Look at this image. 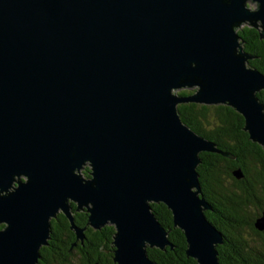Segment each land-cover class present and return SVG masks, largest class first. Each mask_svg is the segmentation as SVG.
I'll return each mask as SVG.
<instances>
[{"label": "water", "instance_id": "95a60500", "mask_svg": "<svg viewBox=\"0 0 264 264\" xmlns=\"http://www.w3.org/2000/svg\"><path fill=\"white\" fill-rule=\"evenodd\" d=\"M0 0V264H36L62 212L76 238L113 224L116 264H156L171 211L197 264H220L196 166L222 151L177 104H227L264 149V72L237 27L264 37V0ZM194 87L187 94L175 89ZM232 174L242 177L240 168ZM264 230V211L254 220Z\"/></svg>", "mask_w": 264, "mask_h": 264}, {"label": "trees", "instance_id": "16d2710c", "mask_svg": "<svg viewBox=\"0 0 264 264\" xmlns=\"http://www.w3.org/2000/svg\"><path fill=\"white\" fill-rule=\"evenodd\" d=\"M237 32L243 41V49L254 55L247 64L264 72V37H260L259 30L252 26H243ZM190 92L186 89L178 91L180 94ZM257 95L264 103V89ZM177 109L180 118L194 131L213 140L222 151L234 155L233 158L220 152L200 151V161L196 166L200 190L212 207L205 210V214L224 235L223 243L217 245L220 264H264V232L254 226L255 218L264 211L262 145L249 138L243 129L242 115L227 104L181 102L177 104ZM237 167L242 172L240 178L232 174ZM150 204L161 224L171 227L167 236L172 246L166 245L164 249L147 246L148 256L156 264H197L185 252V236L179 227L173 226L170 209L162 202ZM72 207L75 209L74 203ZM73 216L77 224L85 227L84 238L86 236V240L94 242L96 249L100 247L99 242L111 241L114 232L111 224L95 229L87 224V214L82 210L74 212ZM60 222L59 212L56 218H51L50 231L52 240L58 241L53 247L57 252L60 247L67 249L75 240H80L75 233L67 237L68 231H59L57 224ZM225 243H228L237 262L231 263L227 259L228 253L223 248ZM95 258L98 259V255Z\"/></svg>", "mask_w": 264, "mask_h": 264}, {"label": "flooded vegetation", "instance_id": "af4514ba", "mask_svg": "<svg viewBox=\"0 0 264 264\" xmlns=\"http://www.w3.org/2000/svg\"><path fill=\"white\" fill-rule=\"evenodd\" d=\"M78 211L79 210L74 209L73 213ZM82 212L87 214L84 209ZM60 216L61 222L57 224V229L59 231H68L66 233L67 237H72V235H74V230L70 227L67 217L61 211ZM105 225H109V223ZM260 231L264 232V230ZM56 243H58V241H53L50 235L47 243L41 245L39 249L40 256L37 258L36 264H91L92 262L94 264H116L113 259L114 245L112 243V239L110 242H99L100 247L99 249H96L94 242L86 240L85 236L83 241L75 240L67 249L64 248L65 246L62 248L60 247L59 252L53 248ZM223 248L228 253L227 259L229 262L233 263L238 261V259L232 255L231 248H229L228 243L223 244ZM57 253L61 255L59 256ZM97 255L98 259L95 258Z\"/></svg>", "mask_w": 264, "mask_h": 264}, {"label": "rangeland", "instance_id": "374dc122", "mask_svg": "<svg viewBox=\"0 0 264 264\" xmlns=\"http://www.w3.org/2000/svg\"><path fill=\"white\" fill-rule=\"evenodd\" d=\"M247 5H248L250 8H255V7H256V2H255V1H252V0H247ZM243 26H251V25H250L248 22H246V23H244V24L238 26V27H237V30L240 29V28H242ZM252 27H254V26H252ZM254 28H256V27H254ZM258 29L261 30V26H260V24H258ZM181 89L191 90V92H193L195 88H194V87H190V88L183 87V88L175 89V92H178V91L181 90ZM111 225L113 226V224H111ZM92 228H93V227H92Z\"/></svg>", "mask_w": 264, "mask_h": 264}]
</instances>
